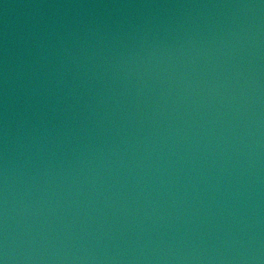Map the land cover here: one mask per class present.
Masks as SVG:
<instances>
[{"label":"water","instance_id":"water-1","mask_svg":"<svg viewBox=\"0 0 264 264\" xmlns=\"http://www.w3.org/2000/svg\"><path fill=\"white\" fill-rule=\"evenodd\" d=\"M0 264H264V0H0Z\"/></svg>","mask_w":264,"mask_h":264}]
</instances>
